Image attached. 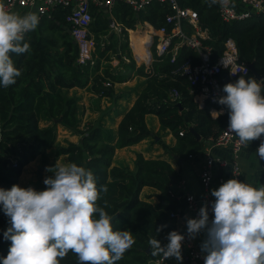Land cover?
Masks as SVG:
<instances>
[{"label":"trees","instance_id":"16d2710c","mask_svg":"<svg viewBox=\"0 0 264 264\" xmlns=\"http://www.w3.org/2000/svg\"><path fill=\"white\" fill-rule=\"evenodd\" d=\"M177 1L181 7L195 11L200 26L207 31L208 38L202 40V45L211 49V62L221 55L224 41L231 39L239 61L252 64L261 81H264V13L243 21L226 22L221 19L217 4L209 7V0ZM67 13L66 9L54 8L48 18L44 17L39 22L35 31L26 34L25 42L30 45L31 51L12 56L21 76L15 85L0 87V188L10 190L13 185H18L23 167L37 157L45 161L47 152L55 145L57 126H62L79 135L80 139L77 144L57 146L55 156H66L69 163L93 172L97 188L106 186L108 189L106 193L101 192L98 206L113 216L114 231L128 230L136 241L117 264H147L159 258L150 255L149 240L157 238L164 245L168 243V233L177 231V219L170 215L176 213L178 204L175 198L170 197L169 189L180 181L179 176L165 160L145 159L142 155H137L133 170L113 166L114 151L149 138L152 131L147 127L145 117L155 115L159 121V132L169 131L176 140L174 147L168 149L164 146V149L170 150L182 161L196 158L203 146L224 129L229 119L228 110L225 108L226 114L214 119L209 114L210 104L198 105L196 94L191 91L186 78L175 71L187 60L191 65L199 64L200 58L197 52L182 46L174 63H170L169 56L158 57L153 52L155 61L150 70L144 72L143 66L136 70V74L146 78V85L122 117L115 135L100 124L79 131L77 100L68 96V91L81 88L92 80L94 94L111 96L112 87H105L103 83L120 82L123 77L112 75L105 69L101 75L97 71L99 61L109 62L108 54L115 51L118 45L115 39L101 48L98 35H108L109 24L100 14L92 15L90 25L91 32L96 35L98 60L92 67L76 64L77 47L66 31ZM168 13L166 5L153 4L135 14L124 2H118L114 6L113 17L126 36L125 29L135 30L138 23L158 30ZM109 37L112 39L114 35ZM146 40L145 35H137L139 58L147 56ZM120 45L123 50L128 47L127 41ZM126 58L130 62L125 66L132 69L135 63L129 52ZM219 77L223 88L228 83H235L241 76L231 80L223 71ZM242 77L254 79L251 72ZM172 90L179 93L175 101L170 99ZM41 122L48 125L41 127ZM190 125L199 135V141L188 131ZM159 134H156L157 137ZM12 160L17 161L16 168L12 167ZM144 187L159 192L155 205L140 199ZM161 225L167 227L157 233L156 229ZM9 226L8 217L0 211V260L7 256L10 248L11 242L3 238ZM61 264H78V259L69 252Z\"/></svg>","mask_w":264,"mask_h":264},{"label":"clouds","instance_id":"9594fccd","mask_svg":"<svg viewBox=\"0 0 264 264\" xmlns=\"http://www.w3.org/2000/svg\"><path fill=\"white\" fill-rule=\"evenodd\" d=\"M231 0H209V7H227ZM39 17L35 13L17 14L0 3V87L17 83L21 71L15 66L13 54L31 51L25 42L27 33L35 31ZM226 94L216 103L228 110V133L248 147L264 135V81L242 76L226 84ZM223 111L212 110L218 119ZM264 160V141L257 150ZM45 189L0 188V211L8 217L9 227L3 238L10 248L0 264H61L69 252L78 264H117L136 243L128 230L114 231L113 216L97 202L106 186L97 188L90 169L75 163L46 167ZM214 201L205 203L196 218H186V234L171 231L167 244L157 238L149 240L150 255L161 261L175 259L183 264L185 239L194 240L201 233L206 238L200 245L204 264H264V185L254 187L238 179H229L211 190ZM191 199V198H190ZM210 211L212 218L210 219ZM167 225L159 226V233Z\"/></svg>","mask_w":264,"mask_h":264},{"label":"built area","instance_id":"2783aa9c","mask_svg":"<svg viewBox=\"0 0 264 264\" xmlns=\"http://www.w3.org/2000/svg\"><path fill=\"white\" fill-rule=\"evenodd\" d=\"M118 2H124L132 11L137 14L144 11L153 4L166 5L169 13L164 17V24L156 31L157 44L155 53L158 57L169 56L170 63H174L179 55L180 47L186 46L198 53L200 63L191 65L189 60L182 67L175 71L184 76L191 87V91L196 94L198 105L203 107L206 103L210 104L209 114L212 110L223 111L226 109L214 102L218 98L226 95L222 91L220 85V75L226 71L229 79L233 80L239 76L247 75L250 70L248 65L239 61L238 53L234 42L231 39L224 41L223 51L215 62L210 60L211 49L202 45V40L208 38L207 31L202 28L198 22L195 11L190 8H183L177 0H0L4 4L6 10L13 12L15 9H23L24 14L29 12L35 13L39 17V21L44 17H49L54 8L68 10L65 17L68 32L73 43L77 47L76 64L79 67L95 65V42L91 37L90 25L93 20V14L101 11L110 12ZM218 5V11L221 19L226 22L243 21L253 16L264 13V0H231L229 6L224 7ZM110 28L116 29L117 24L110 23ZM110 83H106L105 87H110ZM179 98L177 90H172L170 99L175 101ZM222 115V116H223ZM228 121L221 133L207 143L203 150V166L199 174V183L201 186V195L194 196L192 194L184 195L185 207L180 213H171V217L180 218L184 221L183 229L180 230L186 234V218H196L199 209L205 204L214 201L211 196V190L215 180V171L217 168H230V178L241 181L240 151L242 146L238 144L234 134H229ZM182 136V133H179ZM264 141V135L259 140H255L254 155L255 158L263 164L264 160H260L257 150L260 143ZM216 148L230 149V159L221 158L213 153ZM13 168L18 166L16 160L11 161ZM219 184H223V179H218ZM179 190H184V181L177 183ZM170 197L179 199L174 193L172 186L169 189ZM191 198V199H190ZM212 214L210 211V219ZM184 264H204L203 256L197 249L194 240L187 238L183 244ZM158 258L156 260H160ZM156 260H150L147 264H155ZM161 264H176L171 259L161 261Z\"/></svg>","mask_w":264,"mask_h":264},{"label":"crops","instance_id":"0c3cea01","mask_svg":"<svg viewBox=\"0 0 264 264\" xmlns=\"http://www.w3.org/2000/svg\"><path fill=\"white\" fill-rule=\"evenodd\" d=\"M113 10L110 11H101L98 13H94L96 15H102L108 21V24L114 23L117 24L118 27L116 29H112L109 26V34L108 35H98L100 40L101 48L110 44L112 40H117L118 45L115 51H113L115 57H117L116 62H113V66L104 67L105 70H108L109 73L112 75H119L123 77L120 82L110 83V87H112V95L111 96H104L100 97L93 93L91 89V82L90 80L86 85L83 87H75L68 91V96L75 97L78 104V130L79 131H86L88 127L102 125L105 130L111 132L112 135H115L116 129L118 127L119 122L121 121L122 117L128 112V110L133 106L134 102L140 95L141 91L144 89L146 85V78L144 76H140L136 74V70L141 66L138 65L136 59H138V51H137V35L143 36L139 34L143 29H145V37H147L145 46L146 51L151 47H154V54L155 48L157 44V30H152V28L147 24L138 23L136 25L135 30L125 29L127 35L122 34V27L116 22L115 18L113 17ZM14 13L23 15V9L17 8L13 11ZM42 20V19H41ZM40 20V21H41ZM39 21V22H40ZM68 32V29L66 28ZM69 33V32H68ZM91 37L95 42V34H93L90 30ZM109 35H114L111 39ZM126 38V40H125ZM127 41V49H122L120 43ZM96 50V44H95ZM123 51L129 52L132 56L135 66L132 69L126 68L124 69V65H128L130 60L128 58L123 57ZM126 54V53H125ZM153 54L152 59L150 62L146 63V67L144 68V72H147L151 68V64L155 61V55ZM122 57V58H121ZM157 57V56H156ZM121 58V59H120ZM119 60H122L124 63L121 67H117ZM115 64V65H114ZM104 70V69H103ZM103 70L100 75L103 73ZM145 122L147 127L152 131L149 138L141 141L140 143L129 146L122 149H116L114 151L112 165L117 167H127L130 170L134 168V161L137 155H142L145 159H162L165 160L170 164L173 170L178 174L179 180L184 181L185 188L184 190H179L177 187V183L172 185V189L175 194L179 196V199H176V203L178 207L176 208V213H180L185 207L184 195L192 194L194 196L201 195V186L199 183V174L203 166V149L206 147L207 144L203 146L201 152L196 156V158H190L188 160L182 161L181 159L175 158L170 150H165L164 146L168 149L174 147L175 145V138L169 131L159 132V121L157 116L155 115H147L145 117ZM48 123L41 122V127H46ZM59 129V133L58 130ZM58 134H63V137H69L65 140V144L73 143L77 144L79 142V135L72 133L71 131L63 128L62 126H57L56 129ZM157 133L159 137H157ZM59 137V135H58ZM70 137L75 138L76 140L73 141ZM57 138V136H56ZM62 142V141H61ZM254 144L255 141L251 142L248 147H242L240 151V166H241V181L244 183H248L254 187H260L264 185V168L262 167L263 164L255 158L254 155ZM63 145V146H66ZM57 146H62L59 143V140L55 141V145L52 147L51 150L47 152L49 156H52L54 160L62 158H66V156H55V149ZM213 153L221 158L230 159V149L228 148H216L213 150ZM47 155V157H48ZM41 157H37L35 160L29 162L25 165L22 169L21 175L19 177L18 185L22 188L33 187L35 183L38 181L34 179V171L35 166H37V161L41 160ZM49 160V159H48ZM67 163L68 160H67ZM230 178V168H217L215 171V180L212 187L213 189H217L221 184L218 183V179H223V183L228 181ZM33 185V186H32ZM156 191L150 187H144L140 193V199L145 200L153 205L158 202ZM215 199V198H214ZM184 221L180 218L176 220L175 228L177 231L181 232L180 230L183 229ZM206 238L204 233H201L195 239V245L198 250L201 251L200 245L203 240ZM184 254V248H182V255ZM176 264H179L174 258L171 259ZM184 264V263H183Z\"/></svg>","mask_w":264,"mask_h":264},{"label":"rangeland","instance_id":"374dc122","mask_svg":"<svg viewBox=\"0 0 264 264\" xmlns=\"http://www.w3.org/2000/svg\"><path fill=\"white\" fill-rule=\"evenodd\" d=\"M153 30V29H152ZM145 35V29H143L139 34H142ZM98 42H100V40H98ZM95 44H96V40H95ZM153 50H154V47H151L148 52H147V56L146 57H143V58H138L136 59V62L138 63V65H141L143 66L144 68H148L146 67V63L147 62H150L153 57ZM127 54V52H124L123 51V57H125V55ZM108 56L110 57V60L109 62H104L103 60H100L99 61V67H98V72L101 73L103 69H105L104 67H110V66H113V62H116L117 60V57H115L114 53L113 52H110L108 54ZM94 58H95V63H96V60H98V54H97V49L95 50L94 52ZM122 58V57H121ZM120 58V59H121ZM135 60V59H134ZM123 61L122 60H119L118 62V65L117 67H121L123 68L121 65H123ZM115 65V64H114ZM127 67L124 65V69H126ZM103 85L105 86V83H103ZM58 133H59V129L57 130ZM57 133V138L56 140L58 141L59 140V143L60 145H66L65 143V140L68 139L67 137H63V134H58ZM59 135V137H58ZM71 140L75 141L76 139L75 138H72L70 137ZM62 141V142H61ZM204 150V149H203ZM48 155V154H47ZM42 158V157H41ZM49 159V160H48ZM42 161L38 160L37 161V166H35V171H34V179L37 180L38 179V176H39V181H38V184L37 182L35 183V185L33 186V188L37 191H42L45 189V185L43 183L44 179L49 176V175H52L53 173H48L45 171L46 167H54L57 163V161L60 163V164H67V160L66 158H62V160H59V159H56L54 160V158L52 156H49L48 157L46 156V159L45 161H43V159H41ZM30 187V186H29Z\"/></svg>","mask_w":264,"mask_h":264},{"label":"water","instance_id":"95a60500","mask_svg":"<svg viewBox=\"0 0 264 264\" xmlns=\"http://www.w3.org/2000/svg\"><path fill=\"white\" fill-rule=\"evenodd\" d=\"M248 67H249V70L252 73L254 79H256L257 81H261V76L255 71L253 65L249 64ZM188 131L191 132L195 136L196 140H198V141L200 140L199 135L194 131V129L191 125L188 126ZM174 157L176 158V156H174Z\"/></svg>","mask_w":264,"mask_h":264}]
</instances>
